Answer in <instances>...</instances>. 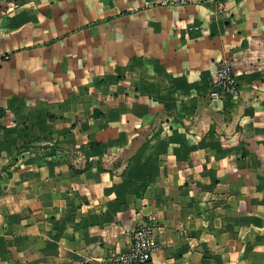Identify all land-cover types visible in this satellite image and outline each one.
Wrapping results in <instances>:
<instances>
[{"label":"crops","instance_id":"crops-1","mask_svg":"<svg viewBox=\"0 0 264 264\" xmlns=\"http://www.w3.org/2000/svg\"><path fill=\"white\" fill-rule=\"evenodd\" d=\"M225 1L0 0V264L149 221V264H264V0Z\"/></svg>","mask_w":264,"mask_h":264},{"label":"built area","instance_id":"built-area-1","mask_svg":"<svg viewBox=\"0 0 264 264\" xmlns=\"http://www.w3.org/2000/svg\"><path fill=\"white\" fill-rule=\"evenodd\" d=\"M182 0H162L163 3H178ZM149 5L150 1H145ZM216 9L225 10L226 1L216 0ZM215 82L226 92L236 93L237 83L234 77L232 64L228 59L222 61L214 74ZM157 224L154 221L142 222L135 225L130 231V244L127 249L113 254L106 264H149L152 251L157 246Z\"/></svg>","mask_w":264,"mask_h":264}]
</instances>
